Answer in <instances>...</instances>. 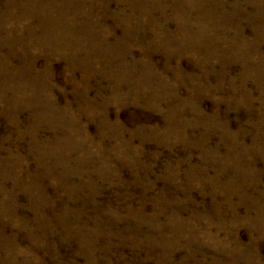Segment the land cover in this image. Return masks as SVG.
<instances>
[{
    "label": "rangeland",
    "instance_id": "rangeland-1",
    "mask_svg": "<svg viewBox=\"0 0 264 264\" xmlns=\"http://www.w3.org/2000/svg\"><path fill=\"white\" fill-rule=\"evenodd\" d=\"M0 264H264V0H0Z\"/></svg>",
    "mask_w": 264,
    "mask_h": 264
}]
</instances>
